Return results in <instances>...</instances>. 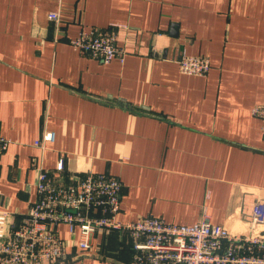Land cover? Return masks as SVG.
<instances>
[{
	"label": "crops",
	"instance_id": "obj_1",
	"mask_svg": "<svg viewBox=\"0 0 264 264\" xmlns=\"http://www.w3.org/2000/svg\"><path fill=\"white\" fill-rule=\"evenodd\" d=\"M57 12V23L47 14ZM110 30L123 63L73 49L80 32ZM184 53L205 57L185 75ZM264 0H0V233L36 200L37 167L63 178L103 173L121 183L116 220L191 225L203 212L248 232L264 201ZM44 131L53 141L34 145ZM66 254L78 232L60 224ZM264 233V223L255 229ZM126 233H95L64 264H129Z\"/></svg>",
	"mask_w": 264,
	"mask_h": 264
},
{
	"label": "built area",
	"instance_id": "obj_2",
	"mask_svg": "<svg viewBox=\"0 0 264 264\" xmlns=\"http://www.w3.org/2000/svg\"><path fill=\"white\" fill-rule=\"evenodd\" d=\"M58 2V0H57ZM48 21L57 23V12L47 14ZM78 52L108 64L123 63L125 51L116 44L110 30L80 32L69 40ZM185 75L204 76L210 69L205 57L182 53L177 61ZM250 114L261 123L264 136V105L254 106ZM53 141V134L44 131L35 146L44 147ZM9 141L0 137V157ZM36 200L19 223L10 222L0 233V264H64L66 259L82 257L90 251L95 233L121 232L130 239L133 252L129 264H264V233L256 227L264 223V201L256 200L247 222L248 232L231 233L211 223L203 212L191 225H175L162 219L143 217L135 222L116 220L120 209L121 183L103 173H87L64 182L63 160L59 159L53 177L37 167ZM62 224L70 235L78 232L74 257L66 254V242L58 234Z\"/></svg>",
	"mask_w": 264,
	"mask_h": 264
}]
</instances>
